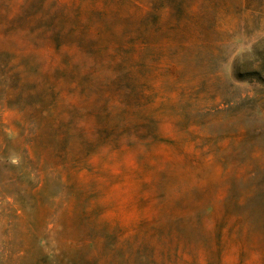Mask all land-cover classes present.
Wrapping results in <instances>:
<instances>
[{"label":"rangeland","instance_id":"374dc122","mask_svg":"<svg viewBox=\"0 0 264 264\" xmlns=\"http://www.w3.org/2000/svg\"><path fill=\"white\" fill-rule=\"evenodd\" d=\"M21 3L0 0V264H264V0L133 52L137 144L76 152L71 78L21 53L42 41Z\"/></svg>","mask_w":264,"mask_h":264},{"label":"trees","instance_id":"16d2710c","mask_svg":"<svg viewBox=\"0 0 264 264\" xmlns=\"http://www.w3.org/2000/svg\"><path fill=\"white\" fill-rule=\"evenodd\" d=\"M21 1L22 14L27 19L35 17L33 20L39 24L36 33L28 31L25 36L37 34L42 38L41 42L36 38L27 40L21 53L46 49L47 62L71 78L72 152L83 144L89 149L99 144L112 148L133 143L135 147L137 142L127 131L138 126V108L142 109L140 114L145 110L148 95L135 71L132 53L146 52L164 39L178 47L197 46L195 39L201 37L198 18L214 8V0ZM178 32L189 36L174 40ZM24 58L37 55L30 53ZM145 120L140 125L154 124L152 119L147 123ZM155 139L156 136L143 146L152 145ZM204 211L211 214L210 208ZM153 263L159 264L157 260Z\"/></svg>","mask_w":264,"mask_h":264}]
</instances>
